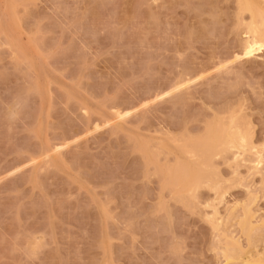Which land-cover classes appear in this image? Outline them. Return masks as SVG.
<instances>
[{"label":"rangeland","instance_id":"374dc122","mask_svg":"<svg viewBox=\"0 0 264 264\" xmlns=\"http://www.w3.org/2000/svg\"><path fill=\"white\" fill-rule=\"evenodd\" d=\"M238 2L0 0V264L264 260V48L241 55ZM217 123L247 146L204 150Z\"/></svg>","mask_w":264,"mask_h":264},{"label":"bare ground","instance_id":"6f19581e","mask_svg":"<svg viewBox=\"0 0 264 264\" xmlns=\"http://www.w3.org/2000/svg\"><path fill=\"white\" fill-rule=\"evenodd\" d=\"M247 1H250V0H247ZM239 4L238 5H240L239 6V9L240 10H242V11H246L247 10V12L249 11V13L251 14H249L250 16H249V18H251V19H249V22L246 24V32L245 33H247V35H248V37L246 38V39H244V42L241 44L242 46V52H241V55H243V56H246V57H248L249 58V56H253L254 54H255V52L256 51H259V50H261L262 48H264V14H262L263 12L262 11H258V7H256L257 9H256V11H254L255 9H253L256 5H254L253 4V6H252V1L249 3V2H246V1H243V0H239V2H238ZM260 10V9H259ZM258 12H262L261 13V15L258 13ZM246 35V36H247ZM213 126V127H212ZM210 125L209 127H212V130H211V128H209V130L206 132V134H207V137L209 136V138H206V135L204 136L205 137V140L202 142V144H203V149L205 150L206 148L207 149H209L208 147H210V146H215V148H217V150H226V151H228V150H230L231 148H244L245 146H247V144H248V138H249V136H248V134H247V132H245V131H243L239 126H235V127H233V126H230V125H225V127L223 126L222 127V125L221 126H219L218 125V123H217V126L218 127H222L223 128V130L221 129H217V132H216V130H215V128L217 127H215V125ZM214 128V129H213ZM234 128V130H232ZM213 131V132H212ZM221 131V132H220ZM211 134H209V133ZM215 132V133H214ZM219 134V135H214V134ZM203 137V138H204ZM247 148V147H246ZM250 148V147H249ZM254 149V148H253ZM237 151L238 150H236V154H237ZM194 152H196V154H197V151H194ZM223 152V151H222ZM244 152V151H243ZM241 153V152H240ZM255 154H257V153H255ZM211 156V155H210ZM257 156V155H256ZM259 158V157H258ZM257 158V159H258ZM254 159V158H253ZM260 159V158H259ZM256 160V159H255ZM262 160V159H261ZM257 162H259V160H257ZM253 165V164H252ZM257 165H258V163H257ZM194 167V166H193ZM188 168H190V167H188ZM174 170V169H173ZM195 170H196V168L194 169V172H195ZM183 171H185L184 169H183ZM190 172V171H189ZM191 172H193V169L191 170ZM174 173V172H173ZM176 173V172H175ZM184 173V172H183ZM192 175H194L193 173H192ZM183 176V175H182ZM202 176V175H201ZM200 176V177H201ZM191 177V176H190ZM189 177V178H190ZM188 178V179H189ZM193 178H194V176H193ZM193 178H190L189 180H190V182H191V184H190V186H195L194 184L195 183H197L198 181L196 180H194L193 181ZM192 179V180H191ZM195 179V178H194ZM205 179V178H204ZM203 179V180H204ZM181 180H182V178H181ZM189 180H187L188 181V183H189ZM207 180V179H206ZM182 182V181H181ZM202 182V181H201ZM206 182V181H205ZM183 183V182H182ZM213 183V182H212ZM189 186V185H188ZM189 186V187H190ZM196 187V186H195ZM191 188V187H190ZM194 188V187H193ZM215 188V187H214ZM192 189V188H191ZM245 207V206H244ZM246 208H247V206H246ZM245 210V209H244ZM243 210V211H244ZM246 212V211H245ZM247 212H248V210H247ZM249 214V213H248ZM247 213L245 214V218L243 219V220H241V224H242V229L245 231V234L247 233V235H249V233L253 230V228H255L249 221H247L248 219H246V218H248L249 217V215H247ZM229 220V219H228ZM263 220V219H262ZM240 221V220H239ZM252 226H253V228H252ZM243 231V232H244ZM254 232V231H253ZM227 246V245H226ZM228 247V246H227ZM229 248V247H228ZM231 249H233V248H231ZM236 249V248H235ZM253 249V248H252ZM263 249V248H262ZM234 250V249H233ZM231 251V250H230ZM262 251H264V250H262ZM227 252V253H226ZM257 252V251H256ZM255 252V253H256ZM224 253V252H223ZM225 256H226V260H227V263L229 262V261H231L232 259H233V256H235V255H231V254H229V251L228 250H226L225 251ZM234 253V252H233ZM235 254V253H234ZM238 254V253H237ZM264 254V253H263ZM256 255V254H255ZM259 255V254H258ZM256 259V258H255ZM264 259V258H263ZM247 260H249V259H247ZM247 264H264V260H261V259H257V260H254V261H251V262H247Z\"/></svg>","mask_w":264,"mask_h":264}]
</instances>
